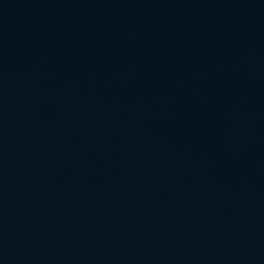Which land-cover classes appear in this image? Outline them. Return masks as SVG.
<instances>
[{"label":"water","instance_id":"water-1","mask_svg":"<svg viewBox=\"0 0 264 264\" xmlns=\"http://www.w3.org/2000/svg\"><path fill=\"white\" fill-rule=\"evenodd\" d=\"M0 264H264V0H0Z\"/></svg>","mask_w":264,"mask_h":264}]
</instances>
